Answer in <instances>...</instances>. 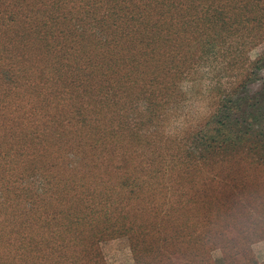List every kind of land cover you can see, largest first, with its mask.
Masks as SVG:
<instances>
[{
    "label": "trees",
    "instance_id": "trees-1",
    "mask_svg": "<svg viewBox=\"0 0 264 264\" xmlns=\"http://www.w3.org/2000/svg\"><path fill=\"white\" fill-rule=\"evenodd\" d=\"M196 22L209 26L196 52L161 62L180 26ZM262 43L264 0H0V264H105L100 244L121 238L136 264H182L190 250L203 261L213 247L228 261L263 239L264 212L235 248L218 244L214 222L215 238L191 246L189 232L212 228L210 204L204 223H175L169 213L195 199L164 195L171 178L197 169L224 181L226 169L210 168L220 159L264 172V80L248 90L264 57L249 53ZM206 94L209 111L188 120L182 110ZM133 140L148 166L107 170L114 183L100 194L80 188L68 152L95 159ZM52 148L65 150L62 165L51 164ZM224 207L241 205L227 196L215 211Z\"/></svg>",
    "mask_w": 264,
    "mask_h": 264
},
{
    "label": "rangeland",
    "instance_id": "rangeland-1",
    "mask_svg": "<svg viewBox=\"0 0 264 264\" xmlns=\"http://www.w3.org/2000/svg\"><path fill=\"white\" fill-rule=\"evenodd\" d=\"M206 27L209 26H207L204 22H196L191 25H181V32L176 36L174 42L172 44L165 45L162 49L161 62H168L172 56L177 59L181 58L187 51L196 52V48L198 46L200 47L201 39L206 35ZM165 39L171 38L165 37ZM263 52L264 43L258 45L254 50H252L249 53V57L251 60H253ZM213 76L214 75L212 73L211 78ZM212 80L213 79H211V82ZM262 80H264V57L257 65V70L255 71L251 81L248 83V90L250 94L253 93L252 91H257L260 89ZM227 81L228 79H223V82L226 83ZM213 82L215 81L213 80ZM216 86L217 85L214 83L211 84L212 89H214ZM209 95L206 94L196 97L197 100H195L194 103H191L189 108L182 110L181 113H186L188 115V120H190L192 117L202 115L204 116L205 112H208L211 107L208 100ZM198 109L199 111H196ZM182 114L180 115V120L183 118ZM174 126L176 125L174 124L173 127L170 126V130L172 131L165 132L173 133L174 129L177 128ZM110 151L111 152L109 153H104V155H102L100 158L95 159L90 157L83 158L81 154L68 152L70 155L67 156V161L71 162L80 170V176L76 178L77 180L73 178L69 180H76L80 185V188H90V190H94L97 194H100L101 192L105 191V187L107 185L114 183L115 177L109 174L107 170L113 174V168H118V166L142 167L149 165L147 164V157L142 153L143 148L135 146L134 140L133 146L131 148ZM50 154L51 164L57 161L60 165H62L60 161L64 160L65 158V150H54V148H52L50 150ZM128 157H137V159L128 160ZM210 168H212L215 172L226 169L230 175L229 177L225 178L224 181H211V177L206 174L205 171L201 172L197 169L191 177L186 179L171 178V182L174 183L165 185L167 186L169 192L164 195L175 197L170 191L172 190L173 192L178 190L179 192L177 194L184 193V197L182 196L181 198L183 200H187L188 203L191 199H195V202L191 205V208L183 203L180 205L178 210H175V212L171 211L167 219L172 220L175 223H177V220L179 222L189 220L190 224L196 222L204 223V217L202 213L204 215L205 213L201 210V207L203 206L202 203L205 202L207 206L210 204L209 208L212 211L210 216L212 220L210 224L212 228L210 229V232L205 235V228L201 227L199 224L197 227H195L193 232H189L187 236H191V246H193L194 243L195 245L209 243L207 240L215 238V234H213V229H215L213 228L214 222V224H216L219 228L217 229L218 232L221 236H223V242L218 240V244L231 243L232 247L235 248L236 246L232 243L234 239H240L244 236H248L247 238L252 235L254 236L255 233L258 232L256 231L258 226L262 225L260 220L255 221L252 218L264 212V210L262 211L264 208L262 207L264 206V172L261 170L263 168L250 164L248 160L227 161L222 159L217 161V163ZM233 168H239V176H235L233 174ZM116 171L117 170H115V172ZM53 172L62 173V171L57 168H54ZM63 174L70 176L68 172L63 171ZM231 178L233 181H231ZM234 180H237L241 182V184L250 187V190L244 193L238 191L230 192L228 188L230 184L228 182H234ZM22 185L23 181L16 184V191H19ZM87 195H89L88 192ZM227 196L230 198H236V200L240 202L241 207H224V209L221 208L222 214H220L218 211H215V209L221 203L225 202ZM131 203L127 204V206H129ZM245 203H250L252 206L245 207L243 206ZM129 208L135 209L134 204H131ZM224 215L228 217L224 218ZM181 232L182 235L186 236L185 230H182ZM198 234L202 235L204 238L195 240L194 238ZM259 238L260 235L249 243V250L246 252L241 251L240 248L230 251L231 256L228 261L226 259L224 260L225 256L220 248L213 247L209 249L208 258L205 256L203 261H201L200 258L198 259L197 256L192 255L190 250L189 261L183 262L182 264H263L264 238ZM100 248L103 253V260L105 264H136L132 250L129 247V243L124 238L104 241L100 244Z\"/></svg>",
    "mask_w": 264,
    "mask_h": 264
}]
</instances>
